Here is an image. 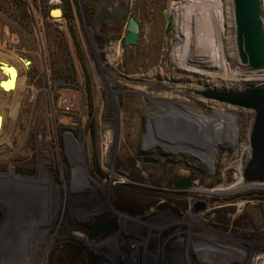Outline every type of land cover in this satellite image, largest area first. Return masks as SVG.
<instances>
[{"label":"rangeland","instance_id":"374dc122","mask_svg":"<svg viewBox=\"0 0 264 264\" xmlns=\"http://www.w3.org/2000/svg\"><path fill=\"white\" fill-rule=\"evenodd\" d=\"M4 4L18 84L0 89V264H264V190H194L250 157L254 111L199 93L264 84L238 59L232 0Z\"/></svg>","mask_w":264,"mask_h":264},{"label":"water","instance_id":"95a60500","mask_svg":"<svg viewBox=\"0 0 264 264\" xmlns=\"http://www.w3.org/2000/svg\"><path fill=\"white\" fill-rule=\"evenodd\" d=\"M235 40L237 56L242 64L251 69H264V29L261 21L260 0H232ZM52 17H62V7L50 9ZM167 25L165 34L172 24L168 14H165ZM138 22L131 16L127 23V32L123 37L125 44L133 45L138 40ZM203 97L221 103L251 109L254 111V121L249 133L250 157L242 169V178L246 181H264V84L250 85L241 91L204 90L199 92ZM143 162H154L151 157L143 158ZM189 179L176 178L175 187H187Z\"/></svg>","mask_w":264,"mask_h":264},{"label":"bare ground","instance_id":"6f19581e","mask_svg":"<svg viewBox=\"0 0 264 264\" xmlns=\"http://www.w3.org/2000/svg\"><path fill=\"white\" fill-rule=\"evenodd\" d=\"M193 8H191V11H192ZM190 17V16H189ZM183 36V33L178 31V35L176 36L177 39H180L182 38ZM191 39V38H190ZM188 38V40H190ZM190 44V42H189ZM201 45V44H200ZM201 51H200V54L204 53L205 52V46H204V42H203V46H201V48H199ZM214 52V51H213ZM178 53V52H177ZM212 54V53H211ZM221 54V53H220ZM213 55V54H212ZM116 55H114L115 57ZM175 56L178 57V54H176ZM211 56V55H210ZM19 58V57H18ZM222 59V58H221ZM3 61V60H2ZM0 61V64L2 67V70H4L8 77H6L7 79L4 80L1 84H0V89H4L6 90V92H10V91H14L16 86H17V82H18V73H17V67L13 66L12 64H9V63H6L5 62H2ZM225 61V60H224ZM25 62V61H24ZM199 63V62H197ZM24 65L27 67L28 66V63H24ZM191 68H189L190 70ZM192 70V69H191ZM261 70V69H260ZM226 72V71H225ZM226 75V74H225ZM228 75V74H227ZM221 77V76H220ZM225 77V76H224ZM233 77V76H232ZM223 78V77H222ZM231 78V77H230ZM225 79V78H224ZM228 79V78H226ZM261 80V79H259ZM264 80V79H263ZM19 107V106H18ZM14 117V116H13ZM4 117H2L3 119ZM4 120V119H3ZM243 166L244 165H240L238 166V168H236V176H235V179L236 181L231 183L230 185H221L219 186L218 188L214 189V190H204V189H194L198 192H200L201 194L203 195H207L208 197H213V195L215 193H218V194H230V193H243V192H246V191H249V190H253V189H261V190H264V181H249L246 182L243 178H242V169H243ZM259 255V256H258ZM261 256H264L263 255H260V254H257L255 255L254 259H256V257H261Z\"/></svg>","mask_w":264,"mask_h":264},{"label":"trees","instance_id":"16d2710c","mask_svg":"<svg viewBox=\"0 0 264 264\" xmlns=\"http://www.w3.org/2000/svg\"><path fill=\"white\" fill-rule=\"evenodd\" d=\"M6 6V4H4V0H0V13H6L7 12V10H9L8 8H7V6ZM8 16V15H7ZM8 17H10L12 20H15L14 19V17L10 14V16H8ZM88 97L90 98V93H89V89H88Z\"/></svg>","mask_w":264,"mask_h":264},{"label":"built area","instance_id":"2783aa9c","mask_svg":"<svg viewBox=\"0 0 264 264\" xmlns=\"http://www.w3.org/2000/svg\"><path fill=\"white\" fill-rule=\"evenodd\" d=\"M114 55H116V51H115V53H113V55L111 56L113 60H116L117 55H116L115 57H114Z\"/></svg>","mask_w":264,"mask_h":264},{"label":"flooded vegetation","instance_id":"af4514ba","mask_svg":"<svg viewBox=\"0 0 264 264\" xmlns=\"http://www.w3.org/2000/svg\"><path fill=\"white\" fill-rule=\"evenodd\" d=\"M143 161V160H142ZM157 163V162H156Z\"/></svg>","mask_w":264,"mask_h":264}]
</instances>
